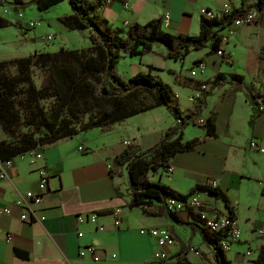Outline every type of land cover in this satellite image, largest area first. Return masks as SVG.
Here are the masks:
<instances>
[{
    "label": "crops",
    "instance_id": "0c3cea01",
    "mask_svg": "<svg viewBox=\"0 0 264 264\" xmlns=\"http://www.w3.org/2000/svg\"><path fill=\"white\" fill-rule=\"evenodd\" d=\"M96 1L86 0L87 3ZM100 1L102 7L96 18L112 29L126 31L136 24L161 21L167 13L169 21L167 27L162 26L163 31L195 37L201 32V10H218L225 5H230L233 11L242 7L250 9L255 2L116 0L106 5L104 0ZM5 9L0 3V19L11 24L0 27V61L5 59L4 51L11 47L6 32L14 33L13 41L20 36L12 25L18 23L14 21L16 16L10 17L9 12L4 13ZM40 15L37 18H42ZM71 15L72 11L53 19L44 16L48 27L40 24L29 30L30 36L28 34V39L24 40L31 39L36 52L42 51L41 45L48 34L69 29L62 20ZM21 22L25 28L24 21ZM223 24L218 27V35L227 39L221 42L220 49L229 60L210 53L208 41L203 49L191 51L182 62L176 61L181 64L174 67L175 75L180 76L185 72L183 68L187 62L190 76L198 62L206 64L203 74L190 76L206 85L207 90L201 95L196 93L194 110L196 102L201 101L200 115L183 128L182 134L183 141L196 138L200 142L192 151L177 153L169 161L168 170L157 171L158 181L151 182L166 185L185 197L196 194L210 216L230 215L234 218L240 228V239L232 244L230 251L222 253L224 264H254L264 246V154L250 149L249 143L254 140L264 147V120L255 111L251 98L253 91L264 88V8L254 25ZM228 29L232 34H228ZM88 33L91 37L89 30ZM64 42L58 49H67ZM155 47L153 45V49ZM192 52L195 54L191 56ZM140 63L130 65V77L142 72ZM147 67L159 70L150 65ZM218 76L222 83L216 86L213 81ZM153 111L168 120L161 139L169 128L176 127V121L164 107L133 116L107 132L94 129L40 146L36 150L42 159L14 158L8 178L0 183V264H161L154 259L157 247L149 229L167 230L174 237V244L165 249L169 262L219 264L215 239L194 210L186 209L172 216L164 211L165 200L154 202L147 209L130 207L127 170L116 167L113 162L129 146H138L145 151L140 146L144 126L136 123L144 121L146 116L142 115ZM210 116H214L215 121L214 138L206 136L204 125H195ZM190 126L197 134L186 139L184 132ZM40 167L47 168L51 175L48 190L39 186L37 170ZM164 173L168 181L162 179ZM211 181L217 182L218 194L204 196L202 190L190 193L196 185L206 187ZM246 185L250 189L244 191ZM28 191L41 194L42 202L33 206L37 220L22 221L20 217L27 210L15 202ZM5 209L9 210L8 214ZM114 210L120 211L119 228L114 227ZM91 212L98 214L96 224L77 221V216ZM98 226L104 230L99 231ZM87 245L96 248L94 257L80 255V249ZM189 247H194L196 252H190ZM248 251L250 254L246 255Z\"/></svg>",
    "mask_w": 264,
    "mask_h": 264
},
{
    "label": "trees",
    "instance_id": "16d2710c",
    "mask_svg": "<svg viewBox=\"0 0 264 264\" xmlns=\"http://www.w3.org/2000/svg\"><path fill=\"white\" fill-rule=\"evenodd\" d=\"M14 1L23 7L34 5L38 11H46L60 2L67 1L72 15L64 18L63 24L70 30L88 29L91 32L93 49L89 53L84 49L69 50L61 47L55 52L34 53L24 58L0 62L2 129H7L13 137L17 135L11 126L21 120L19 107L25 109V118L30 123L38 122L45 129L39 137L23 134L16 143L0 141V159H13L40 146L73 138L79 133L94 129L107 132L115 124L133 116L164 107L176 121V127L169 128L157 144L145 151H141L138 146L127 147L113 163L116 167H124L127 170L131 188L130 207L147 209L154 202H163L168 196L185 199V196L166 185L152 183L149 174L159 170L166 172L169 161L177 153L192 151L200 142L196 138L183 141L182 134L183 128L200 115L201 101L196 102L194 111L182 116L178 107L173 104L174 94L152 75V67H149L146 73L139 72L125 81L117 73V64L123 56L133 58L150 53L155 44L163 45L167 56L179 62L191 51L203 49L208 41L209 52L216 54L221 44V37L216 28L221 22L202 18L201 32L196 37L167 33L162 30L160 20H152L144 25L136 24L123 31L112 29L98 21L96 14L102 7L100 0L90 3L86 0H31L29 3ZM252 7L262 10L264 0H257ZM248 9L242 7L234 10L231 17L244 14ZM8 25L11 24L0 19V27ZM12 25L21 37L28 39V29L20 22ZM8 65H15L17 74L5 70ZM34 67L47 74V84L41 88H37L32 80ZM221 83L220 76L213 81L216 86ZM142 91L152 94V102L130 103V100L136 99ZM50 97L53 102L45 109L42 100ZM85 114L89 115L88 120L80 122L79 116ZM203 128L207 137H215L214 116L207 118ZM204 188L205 186L196 185L190 193ZM211 191L219 193L217 189ZM211 234L214 239H220L218 234ZM216 251L219 264H224L223 252L217 248ZM254 264H264V246L260 248Z\"/></svg>",
    "mask_w": 264,
    "mask_h": 264
},
{
    "label": "rangeland",
    "instance_id": "374dc122",
    "mask_svg": "<svg viewBox=\"0 0 264 264\" xmlns=\"http://www.w3.org/2000/svg\"><path fill=\"white\" fill-rule=\"evenodd\" d=\"M20 1L22 3H29L31 0ZM0 3H2L4 7L8 10L10 17H15L16 13L20 11L23 16L24 25L29 21H39L44 26V28L48 27V20H46L47 18L53 19L57 16L65 15L68 11H71L70 5L67 1L60 2L50 7L46 11H38L34 5H28L27 7L20 6L14 0H0ZM38 14H41L40 16H42V18H37ZM44 16L46 19L43 18ZM14 21L20 22L17 19H14ZM20 23L22 24V22ZM58 27L60 28V26ZM53 34L54 40H45L44 43H42L41 45L43 50L36 52V50L34 49L35 45H33L31 39L26 41L24 40V38L19 36L13 41V39L15 38L14 33L11 31H7V41L10 42L11 47L8 50L4 51L6 55L3 61H10L17 58H21L23 56L26 57L34 52L41 53L50 51L52 49L58 50L59 45L63 41H65L64 43L66 44V47L69 50L85 49L90 53L93 49L90 33H88V30H57ZM155 46L156 47L152 50V52L147 53L143 56L133 58L124 56V59L121 58L117 65V73L123 80L126 81L130 78V65L134 62H141L140 68H142L141 71L144 73L148 71L147 66L149 65L158 68L159 70H152V75L155 76L161 83L169 87L171 92L174 94V97L172 98L173 104L178 107L181 115L185 116L186 114L191 113L195 108V101L197 100L196 93L199 92L201 95V93H205V91L201 90V83L197 79L191 78L189 76V68L186 65L187 62L184 64L183 68V71L185 72L180 76H177L175 75V68L181 63L170 59L167 56L166 50L163 45L155 44ZM193 54H195V52H192L191 56ZM5 70H8V72L11 74H17V69L15 65H8ZM32 80L37 88H41L47 84V74L39 68L34 67L32 69ZM152 100L153 96L151 93L142 91L141 93H139L136 99L130 100V103L135 104L137 101H141L142 104H149L152 102ZM42 102L45 106V109H48L50 104L53 102V98L50 97L47 99H43ZM18 110L22 113L21 120L18 124L11 126V129L14 130L15 134L17 135L13 137V134L8 133L7 129L6 131L3 130L0 126V141L3 140L6 142L16 143L19 140L20 136H22L23 134H29L34 135V137H39L40 135H42V133L45 132V129L38 122L30 123L27 118H25V109L23 107H19ZM142 116H146L144 121H139L136 124L144 126L141 129L143 130V133L141 134L140 146L142 149L146 150L160 139L163 133V128L168 125V120H166V118L163 117L161 113H158V111H153ZM88 117V114L79 116V121L85 122L88 120ZM169 119H172V117L169 116ZM195 125H197V123H195ZM196 134V130L190 126L185 130L184 137L187 139ZM158 176L159 175L156 172H151L149 174V179L150 181L157 182L159 178ZM166 176L167 174L164 173L162 179L168 181ZM249 189L250 187L248 185L243 187L244 191Z\"/></svg>",
    "mask_w": 264,
    "mask_h": 264
},
{
    "label": "built area",
    "instance_id": "2783aa9c",
    "mask_svg": "<svg viewBox=\"0 0 264 264\" xmlns=\"http://www.w3.org/2000/svg\"><path fill=\"white\" fill-rule=\"evenodd\" d=\"M114 1L116 0H104V4L108 5ZM256 3H257V0H255L254 4ZM124 5L128 6V3H125ZM232 12L233 10L231 9V6L225 5L218 10L203 9L201 10V16L202 18L206 20H218L222 24L228 22L232 26L241 27V26H248V25L256 24L260 18L262 10L258 9L257 7H251L244 14L236 15L234 17H231ZM4 13L8 14V10L5 9ZM16 19L19 20L20 22L23 21V16L20 13V11L16 13ZM168 21H169L168 14L164 13L161 19V26L167 27ZM40 24L41 23L38 21H29L25 24V28L28 30H33L39 27ZM216 29L219 32L218 27ZM228 34H232L230 29H228ZM226 39H227L226 36H222L221 42H223ZM45 40L53 41L54 34H48ZM216 54L219 57L229 60V58H225L224 53L221 49H219V51ZM205 70H206V64L202 61L198 62L195 65V67L190 71V76L195 77L197 74H203ZM200 88L202 91L207 90L206 85H203V84L201 85ZM251 98H252L255 111L257 112L258 115L262 116L264 120V88L259 92L253 91L251 93ZM204 124H205L204 120H199L197 122V125L199 126H203ZM124 144L127 145L128 142H124ZM249 148L259 152L260 154H264V147L259 146L258 143L254 140H252L249 143ZM26 156L34 158L35 160L42 159V155L37 153L35 149L25 152L23 154H20L17 157L22 160ZM13 159H0V183L8 178V172L13 166ZM170 170L171 168L169 169V171ZM37 174H38V183H39L40 188L42 190H48L51 175L49 174V171L47 170V168L40 167L37 170ZM217 187H218L217 182L211 181L202 190V193L204 196H210L213 194L211 190L217 189ZM41 202H42L41 194H34L29 191L24 193L15 202L16 205L24 206L27 210L26 213H23L21 215L20 217L21 220L22 221L37 220L38 217L33 211V206L39 205ZM163 207H164V211L167 214H172V215H176L180 212L185 211L186 209H191L197 212L198 219L203 224L204 228L210 231L211 233H216L219 235L220 239H217V240L215 239L214 241H215L216 247L223 253L230 251L232 244H235L240 239V234H241L240 228L238 227L234 218H232L230 215L224 216V217L210 216L204 209L205 208L204 203L199 199V197L196 194H192L186 197L185 199H178V198L168 196L165 198ZM4 212L8 214L9 210L5 209ZM112 216L114 218V227L119 228L120 211L114 210L112 212ZM97 220H98V214L96 212H91L87 214L86 216H83V215L77 216V221L80 224L84 222L96 224ZM97 228L99 231L104 230L102 226H98ZM148 233L155 240V244L157 247V250L153 254L155 260L161 262V264H182L181 262H175V263L169 262L170 260L169 256L165 252V249L167 247L172 246L175 241L174 237L171 235L169 231L163 230V229H149ZM188 250L190 252H196V249L194 247H189ZM95 253H96V248L92 245H87L80 249L81 256L94 257ZM249 254L250 252L248 251L246 255H249Z\"/></svg>",
    "mask_w": 264,
    "mask_h": 264
}]
</instances>
